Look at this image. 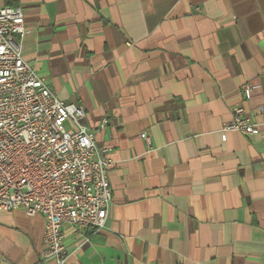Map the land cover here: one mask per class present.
Here are the masks:
<instances>
[{
	"label": "crops",
	"instance_id": "crops-1",
	"mask_svg": "<svg viewBox=\"0 0 264 264\" xmlns=\"http://www.w3.org/2000/svg\"><path fill=\"white\" fill-rule=\"evenodd\" d=\"M3 3L24 12V60L110 150L106 226L65 225L66 264H264V0ZM234 106L259 134L222 130ZM43 232L0 209V264H54Z\"/></svg>",
	"mask_w": 264,
	"mask_h": 264
},
{
	"label": "built area",
	"instance_id": "built-area-1",
	"mask_svg": "<svg viewBox=\"0 0 264 264\" xmlns=\"http://www.w3.org/2000/svg\"><path fill=\"white\" fill-rule=\"evenodd\" d=\"M23 31L22 8L0 0V209L41 215L42 259L66 264L65 225L93 232L106 226L112 160L86 125L83 107L65 103L24 60L16 39ZM253 90L249 81L240 85L244 100ZM231 111L222 130L259 134L242 106Z\"/></svg>",
	"mask_w": 264,
	"mask_h": 264
},
{
	"label": "trees",
	"instance_id": "trees-1",
	"mask_svg": "<svg viewBox=\"0 0 264 264\" xmlns=\"http://www.w3.org/2000/svg\"><path fill=\"white\" fill-rule=\"evenodd\" d=\"M4 1V0H3ZM4 4H6V3H4ZM8 5V4H7ZM12 5V4H11Z\"/></svg>",
	"mask_w": 264,
	"mask_h": 264
}]
</instances>
